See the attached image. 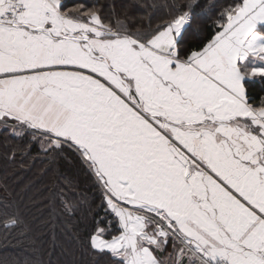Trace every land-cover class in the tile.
Instances as JSON below:
<instances>
[{"label":"snow or ice","instance_id":"6c2138e0","mask_svg":"<svg viewBox=\"0 0 264 264\" xmlns=\"http://www.w3.org/2000/svg\"><path fill=\"white\" fill-rule=\"evenodd\" d=\"M197 6L141 30L0 0V129L75 154L106 204L80 264H264V98L248 91L264 83V0H234L189 48ZM56 200L53 232L82 207Z\"/></svg>","mask_w":264,"mask_h":264},{"label":"trees","instance_id":"16d2710c","mask_svg":"<svg viewBox=\"0 0 264 264\" xmlns=\"http://www.w3.org/2000/svg\"><path fill=\"white\" fill-rule=\"evenodd\" d=\"M67 9L102 8L105 22L119 19L133 29L152 30L181 14L178 6L195 2L196 19L188 31L187 46L210 38L219 17L234 0H62ZM239 2V0H235ZM188 9H183L187 11ZM251 102L264 98V83L249 82ZM33 133L14 135L0 129V262L2 264H80L90 258L83 252L89 226L105 215L100 188L75 154L53 156ZM80 204L76 216L64 218L67 227L55 232L43 227L51 216L56 196ZM18 217L19 226L8 222ZM77 220L79 232L71 225ZM7 224V227L5 225Z\"/></svg>","mask_w":264,"mask_h":264},{"label":"crops","instance_id":"0c3cea01","mask_svg":"<svg viewBox=\"0 0 264 264\" xmlns=\"http://www.w3.org/2000/svg\"><path fill=\"white\" fill-rule=\"evenodd\" d=\"M249 62H251V58H249ZM258 63V62H257Z\"/></svg>","mask_w":264,"mask_h":264}]
</instances>
